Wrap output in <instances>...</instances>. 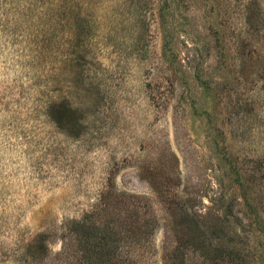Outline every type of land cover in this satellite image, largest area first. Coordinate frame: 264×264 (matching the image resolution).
<instances>
[{
  "label": "rangeland",
  "instance_id": "374dc122",
  "mask_svg": "<svg viewBox=\"0 0 264 264\" xmlns=\"http://www.w3.org/2000/svg\"><path fill=\"white\" fill-rule=\"evenodd\" d=\"M0 264H264V0H0Z\"/></svg>",
  "mask_w": 264,
  "mask_h": 264
},
{
  "label": "trees",
  "instance_id": "16d2710c",
  "mask_svg": "<svg viewBox=\"0 0 264 264\" xmlns=\"http://www.w3.org/2000/svg\"><path fill=\"white\" fill-rule=\"evenodd\" d=\"M187 215L190 216L189 213H187ZM74 223H76V222H74ZM88 224H89V223H88L86 220L83 221V225H82L83 227L81 228V230L84 232V234H88V232H89V231H87V225H88ZM73 225H74V224H73ZM72 227H74V228L72 229L73 234H74L75 232H78V230L75 228L76 225H74V226H72ZM73 234L71 233V237H72ZM73 236H75V235H73ZM100 238L102 239L101 242H103L104 239H105V233H104V232L101 233V237H100ZM102 256L104 257V255H102Z\"/></svg>",
  "mask_w": 264,
  "mask_h": 264
}]
</instances>
